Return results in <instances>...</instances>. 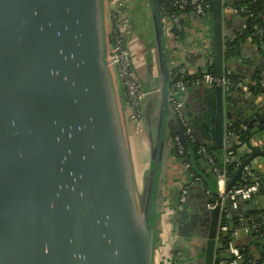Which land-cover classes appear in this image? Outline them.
I'll return each mask as SVG.
<instances>
[{
  "label": "water",
  "instance_id": "water-1",
  "mask_svg": "<svg viewBox=\"0 0 264 264\" xmlns=\"http://www.w3.org/2000/svg\"><path fill=\"white\" fill-rule=\"evenodd\" d=\"M150 2L161 78L143 112L154 166L140 192L127 109L119 103L108 63L104 0H0V264H155L165 122L170 119L186 141L171 106L176 77L159 1ZM210 2L213 65L222 78L224 10L235 6L230 0ZM258 73L257 79L264 76L263 69ZM214 92L215 140L224 149L233 94L223 86ZM249 106L239 115L241 125L263 136L264 117ZM253 141L252 156L228 190L248 164L264 156ZM231 206L230 198L219 199L206 212L203 264H214L221 215Z\"/></svg>",
  "mask_w": 264,
  "mask_h": 264
},
{
  "label": "crops",
  "instance_id": "crops-1",
  "mask_svg": "<svg viewBox=\"0 0 264 264\" xmlns=\"http://www.w3.org/2000/svg\"><path fill=\"white\" fill-rule=\"evenodd\" d=\"M238 2L240 0H230ZM105 3V24L109 45L112 38V21L113 13L112 0H104ZM125 12L132 23V33L127 40V47L130 51L134 69L142 81L145 91L148 93L146 105L152 94L160 86V69L158 62V50L156 40L154 38V8L150 0H122ZM224 28L226 37L235 39L238 32L241 31L243 19L236 9L226 8L224 10ZM164 19H162V23ZM164 25V24H163ZM165 29V28H164ZM213 32L212 20L209 17H202L194 11L185 13L182 17V30L177 31L174 35L167 34L164 38V46L169 55L170 61H175L178 67L183 68L189 75L193 73L206 71L208 64L213 62L210 55H214L213 51ZM241 56L233 61L225 60V70L235 72L242 78L243 85H253V79H257L260 69L264 70V47L260 50L251 41L242 45ZM115 74V86L118 94L119 103L125 107L126 113L124 118L128 121V129L126 130L130 151H132V141L135 135L139 138L140 145L144 146L145 153L149 161L148 169L153 168L154 164L151 159L150 142L146 130L136 132L130 121V113L127 107L125 90L122 79L117 70ZM263 76V75H262ZM258 78L264 84V76ZM234 91H230L233 96L228 93L229 102L228 112L233 117L232 122L241 125L242 121L239 117L241 111L250 108L249 104L253 103L251 109L259 111L261 118L264 117V111L260 108V104L264 97L262 94H254L251 90L244 92L240 86ZM184 113L194 132V135L201 143L208 145H216L215 140V118H216V94L214 87L206 84L190 86L186 93L182 96ZM158 107V105H157ZM154 110L157 112L158 108ZM259 120L255 123V127L259 125ZM231 122L226 120V136L224 151L233 144L232 136L227 134V126ZM167 131L165 137L167 139L166 156L160 165L161 175L159 183V202L158 217L160 225L161 244L158 246L155 255V264H203L204 248L206 235L208 232V216L206 212L208 204L205 200L210 197L205 185L201 182L193 183L189 187L187 202L181 209L179 200L182 190L189 185V179L186 169L172 155L173 133L175 131L174 123L169 119L165 122ZM246 130L244 125H241ZM264 136V133H260ZM139 136V137H138ZM256 136L257 144L264 146V137ZM262 137V138H261ZM143 144H142V143ZM256 144V141H251ZM261 149V148H260ZM259 169L264 173V162L259 163ZM148 171V170H147ZM136 175V173H135ZM140 177L144 173H137ZM262 197H257L254 204L255 208L264 207ZM250 227L240 228L233 233L234 245L238 248H244L254 242V234ZM218 247V245H217ZM237 264V263H236Z\"/></svg>",
  "mask_w": 264,
  "mask_h": 264
},
{
  "label": "built area",
  "instance_id": "built-area-1",
  "mask_svg": "<svg viewBox=\"0 0 264 264\" xmlns=\"http://www.w3.org/2000/svg\"><path fill=\"white\" fill-rule=\"evenodd\" d=\"M164 3L162 19L164 30L169 35H174L182 30V17L185 13L190 11L196 12L202 17H209L208 11L210 10V4H206L201 0H159ZM113 4V13L111 16L112 21V38L109 45L108 52V63L112 70H117L120 78L122 79V84L125 90V97L127 100V107L130 113V122L134 127L136 132H142L144 130V121H143V112L144 105L148 97V93L145 91L142 81L137 75L134 66L130 51L127 47V40L132 33V23L128 16L126 15L124 4L122 0H112ZM240 12L239 10H236ZM241 11H243L241 9ZM210 19V18H209ZM212 55H210V58ZM213 59V57L211 58ZM213 65V62H210L208 66ZM173 74L176 76V79L171 84V106L174 112L176 113L181 130L184 131V135L193 139L194 132L189 124V121L184 113L182 96L187 92L188 88L193 85L206 84L212 87L223 86L226 88H231L234 86H240L244 92H249V86L244 83H239L236 85L230 79L232 71L225 70L223 77L219 78L217 75L208 73L207 71H201L189 75L183 68L178 67L175 61H172ZM181 76V78H179ZM191 77V79H186V77ZM179 78V79H178ZM264 97V94H262ZM260 108L264 111V100L260 104ZM231 125V124H229ZM228 129V126H227ZM228 134V133H227ZM229 135V134H228ZM254 142V141H253ZM256 146V144H252ZM178 148L179 153L182 155L184 153L183 139L181 136L176 135L173 138L172 146ZM261 148V146H260ZM244 153L248 154L249 157L252 156L253 151L250 146H245L243 149ZM264 153V150L262 151ZM200 153L206 155V158L209 164L212 167L213 172L216 174L217 182V192L218 198L222 199L224 202L226 198H230L232 201L231 210L237 211L239 209L241 202H253L257 197H260L261 191V173L264 175L263 170L259 169V163L257 158H255L250 164H248L242 172V177L246 181H250L252 184L238 185L233 186L228 190V184L230 183V178L227 175L226 171H221L218 167L215 166V161L209 155H207V150L201 148ZM233 153L231 151H225L224 162L228 164L231 162V157ZM248 157V158H249ZM184 169L189 168V164H182ZM243 165V164H242ZM237 171V170H236ZM189 193V186H186L181 193L179 200V207L182 209L187 202V197ZM209 191H207L208 195ZM210 194V193H209ZM218 205L216 203H209L208 209L213 210ZM253 209H264V207L253 208ZM227 211H223L220 219V226L218 231V239L222 234H225L229 231V226L222 224V216ZM260 223L257 225L251 224L248 226L244 220H241V227H250L252 231L260 236L264 237V214L259 215ZM219 244V243H218ZM217 244V245H218ZM227 252L235 259L234 264H239L243 261V253L240 248L235 246L233 243H229ZM217 256L215 254L214 264H227L226 261H221L217 263ZM178 264V263H173ZM257 264V263H255Z\"/></svg>",
  "mask_w": 264,
  "mask_h": 264
},
{
  "label": "trees",
  "instance_id": "trees-1",
  "mask_svg": "<svg viewBox=\"0 0 264 264\" xmlns=\"http://www.w3.org/2000/svg\"><path fill=\"white\" fill-rule=\"evenodd\" d=\"M159 1V0H158ZM192 1V0H190ZM206 4H210L211 8L208 11L209 18L212 20V3L210 0H201ZM231 3L235 6L234 9L239 10L240 15L243 19V25L241 31L237 33L235 39L227 37L225 40V60L227 62L238 59L242 53V45L245 42L251 41L260 50L264 47V0H240L238 2ZM161 13L163 12L164 3L159 1L158 3ZM241 9L243 11H241ZM193 10V9H189ZM208 73L215 74L214 65H210L206 70ZM216 75V74H215ZM174 76V74H173ZM176 77V76H174ZM181 78V76H179ZM178 78V79H179ZM186 79H191V77H186ZM232 82H242V78L232 72L230 75ZM254 84L249 85V90L254 94H264V84L258 79H253ZM236 86L230 88V91L236 90ZM228 125L227 133L232 136L233 144L227 151H231L233 156L231 157V162L225 164L224 162V149L218 148L216 145H208L207 143H201L193 136V139L186 137L184 131L182 134L185 138L186 143L183 141L184 153L181 155L178 148L174 145L172 146V155L181 164H189V168L186 169L187 176L189 179V185L192 186L193 183L201 182L205 185L206 190L209 191L210 197L205 200L206 204L218 202V192H217V178L216 174L213 172L211 165L209 164L206 155L200 153L201 148L207 150V155L215 161V166L221 171H226L228 177L233 178L234 174L239 171L242 164L248 159L249 155L244 153L243 149L245 146H249L251 141L255 139L250 130H245L241 125L236 122H231ZM179 136L177 131H174L173 137ZM237 170V171H236ZM261 191L260 196H264V175L261 173ZM197 184V183H196ZM252 184L250 181H246L242 176L239 177L235 186L238 185ZM156 199V198H155ZM154 199V202H155ZM255 208L252 202H241L239 209L237 211L230 210L223 214L222 224L229 226V231L222 234L219 238V244L216 250L217 263L221 261H226L227 264H234L235 259L227 252L229 243H233V233L241 228V220H244L248 226L251 224H259V215L264 214V209H253ZM254 234V242L250 245L240 248L243 253V261L239 264H264V237L259 234ZM234 244V243H233Z\"/></svg>",
  "mask_w": 264,
  "mask_h": 264
},
{
  "label": "rangeland",
  "instance_id": "rangeland-1",
  "mask_svg": "<svg viewBox=\"0 0 264 264\" xmlns=\"http://www.w3.org/2000/svg\"><path fill=\"white\" fill-rule=\"evenodd\" d=\"M154 38H155V35H154ZM114 72H115V70H113V74H114ZM145 133H146V131L144 132V134ZM132 143L133 144H132V151H131V159H132L131 162L133 164V167H134V170H135V173H136L135 184H136V187L141 192L142 188H143L144 180H145L146 175H147V173L149 171L148 165H149V161L150 160L147 159V157H146L147 155L145 153L143 154L144 146L140 145L139 138H137V135H135L134 141H132ZM263 150H264V146H261V151H263ZM257 161L260 162V163L264 162V156L263 157H258ZM140 172L141 173L143 172L144 175L143 176L140 175V177H139L137 175V173L140 174ZM137 197H138V194H137ZM261 199H262V201H264V197H262Z\"/></svg>",
  "mask_w": 264,
  "mask_h": 264
},
{
  "label": "flooded vegetation",
  "instance_id": "flooded-vegetation-1",
  "mask_svg": "<svg viewBox=\"0 0 264 264\" xmlns=\"http://www.w3.org/2000/svg\"><path fill=\"white\" fill-rule=\"evenodd\" d=\"M262 133H264V131Z\"/></svg>",
  "mask_w": 264,
  "mask_h": 264
}]
</instances>
